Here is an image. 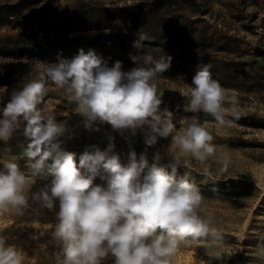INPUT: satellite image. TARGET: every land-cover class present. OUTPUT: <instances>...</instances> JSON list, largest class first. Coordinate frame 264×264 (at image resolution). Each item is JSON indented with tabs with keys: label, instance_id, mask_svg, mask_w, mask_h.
I'll return each instance as SVG.
<instances>
[{
	"label": "rangeland",
	"instance_id": "rangeland-1",
	"mask_svg": "<svg viewBox=\"0 0 264 264\" xmlns=\"http://www.w3.org/2000/svg\"><path fill=\"white\" fill-rule=\"evenodd\" d=\"M134 42L140 47H134ZM54 46L59 50H53ZM81 49L85 54L93 50L108 67L121 61L123 71L142 65L147 55L154 60L171 57L169 69L155 80L163 93L161 111L173 112L177 130L182 118L197 116L213 135L217 155L226 151L231 156L222 176H216L219 165L212 163L211 179L201 174V165L191 158L187 166L177 167L178 180L187 175L198 187L203 207L213 216L223 240L219 260L189 242L181 245L173 264H264V0H0V119L14 90L38 79L46 64L71 60ZM130 54L140 57L139 64ZM208 64L213 79L239 100L241 118L226 130H218L214 119L203 112L183 110L187 98L181 93L194 86L193 77ZM46 87L48 93L39 107L64 124L61 150L75 153L77 165L85 150H93L91 146L105 150L109 136L124 165L131 150L138 157L145 151L147 126L133 136L130 130L121 134L97 121L93 128L99 131H89L75 112L76 103L51 81ZM23 128L21 124L7 142L0 141V171H6L5 161L14 162L31 176V165L39 157L24 154L29 141ZM171 144L170 134L147 147L149 165L159 153V166L171 172ZM54 157L45 161V172ZM81 172L87 174L86 169ZM51 179L34 178L23 215L12 211L0 216V235L7 238L6 245H14L23 254V264H57L56 255L61 252V245L52 238L59 201L48 210L32 199ZM93 186L108 188V174L102 167ZM101 264H115V258L109 254Z\"/></svg>",
	"mask_w": 264,
	"mask_h": 264
},
{
	"label": "clouds",
	"instance_id": "clouds-1",
	"mask_svg": "<svg viewBox=\"0 0 264 264\" xmlns=\"http://www.w3.org/2000/svg\"><path fill=\"white\" fill-rule=\"evenodd\" d=\"M133 46L139 48L140 43ZM130 59L140 62V57L131 54ZM170 61L171 57L154 60L147 55L142 65L123 71L121 61L108 67L93 50L85 54L81 49L71 60L46 64L38 79L14 90L3 107L0 141L7 142L24 124L23 135L29 141L24 154L39 159L31 165V176L20 171L16 163L4 162L6 171H0V216L12 211L23 215L29 207L27 193L34 178L51 176V183L33 193L32 199L48 210L54 208L55 200L59 201L52 231L53 240L61 245L57 264H101L109 254L115 264H173L181 245L189 242L202 246L211 258H222L219 247L223 236L203 207V196L187 175L178 180L176 173L177 167L187 166L191 158L201 165V174L210 179L212 163L218 164L219 177L228 171L231 156L226 151L217 155L213 135L197 116L182 118L177 130L173 112L161 111L163 93L155 80L169 69ZM48 81L76 103L75 112L84 118L89 131H99L93 128L97 121L121 134L130 130L133 136L147 126L145 151L138 157L131 150L124 165L113 151L114 138L109 136L105 150L91 146L93 150H85L77 165L75 153L61 150L64 124L39 107L48 93ZM192 84L181 93L187 98L185 112L211 116L218 130L231 128L241 118L238 97L229 95L213 79L209 64L200 67ZM170 134L171 172L159 166V153L151 165L146 154L147 147ZM53 154L54 163L45 172V161ZM101 167L108 174L107 190L93 186ZM145 169L147 174L141 179ZM6 239L0 235V264H23V254L14 245H6Z\"/></svg>",
	"mask_w": 264,
	"mask_h": 264
},
{
	"label": "trees",
	"instance_id": "trees-1",
	"mask_svg": "<svg viewBox=\"0 0 264 264\" xmlns=\"http://www.w3.org/2000/svg\"><path fill=\"white\" fill-rule=\"evenodd\" d=\"M68 31H69V28H66V32H68ZM53 50L56 51V50H59V48H57L56 46H54V47H53Z\"/></svg>",
	"mask_w": 264,
	"mask_h": 264
}]
</instances>
